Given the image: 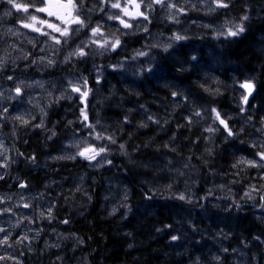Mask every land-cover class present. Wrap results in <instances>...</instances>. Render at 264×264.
I'll use <instances>...</instances> for the list:
<instances>
[{
	"label": "trees",
	"instance_id": "trees-1",
	"mask_svg": "<svg viewBox=\"0 0 264 264\" xmlns=\"http://www.w3.org/2000/svg\"><path fill=\"white\" fill-rule=\"evenodd\" d=\"M206 1L212 5L211 0ZM98 5L105 11L97 8L96 12L108 20L106 11L112 9ZM209 9L199 2L194 8L185 6V12L177 15V23L168 19L170 13L165 12V8L154 5V10L147 11L148 31L136 34L131 29L129 36L116 32L106 21L107 27L102 28L105 36L111 39L115 33L120 37L121 46L116 51H105L92 45L85 49L86 57H73L63 69L70 75L87 78L91 91L84 105L81 106L78 96L54 105L47 117L52 136L41 135V130L30 134L28 129H22L23 126L17 128V161L11 179L17 176L30 189L54 200L57 207L52 214L53 225L82 239L83 248L73 254L77 261L86 260L87 264H194L200 258L198 253L207 254L211 246L209 236L201 227V219L222 225L227 230L226 235L232 237L234 234L230 244L241 245L244 239L250 242L260 231L264 236L261 219L260 222L253 218L255 223H260L259 227L254 226L253 221L252 226H247L249 223L245 220L252 215L255 217L253 208L264 204L261 199L264 170L243 163L235 168L230 166L236 161L235 157L253 159L261 149L249 146L264 142V136H256L254 130L261 126L264 117V0H231L227 9L215 12ZM247 13L249 21H244L246 31L241 36L216 38L218 24L225 23L227 27L239 24ZM86 32L88 29L83 35ZM174 33L187 39L175 42L167 53L159 47H149L168 43ZM137 51H148L151 64L162 71L138 75L140 66H149L146 63L149 57L133 60ZM120 64L123 68L114 70L113 66ZM95 70L101 77L99 83L93 79ZM58 71L52 73L56 75ZM248 79H253L256 87L248 105L243 106L241 94L245 90L239 83ZM172 92L182 95L173 97ZM85 104L87 123L95 125L94 132L84 126L81 107L85 108ZM241 107L246 109L243 113ZM212 108L221 113L234 132L241 128L244 131L227 139L223 130L215 134L206 132L209 126L216 127ZM196 111L201 112V116L193 117L189 123L187 117ZM149 115L160 123L149 121ZM248 116L252 117L250 122L246 120ZM82 129L92 145L107 146V159L111 164L107 163L102 169H90L87 160L78 159L42 168L48 155L61 150L69 133H81ZM96 133L112 137L115 143L107 139L95 140ZM81 170L86 174L82 184L87 193L83 198L79 191L76 192L79 201L74 204L70 199L71 202L66 203L74 211L65 216L60 208L63 198H58L54 189L65 190L66 179H63ZM234 172L239 175L236 181L241 179L242 186H236L234 195L225 196L218 190V184ZM152 175L158 178L154 180ZM47 179L62 184L47 189L44 186ZM108 179L121 183L123 191L118 193L119 203L115 209H109L103 200ZM246 186L261 191L258 202H240L242 188ZM181 194L186 200L177 199ZM82 201L87 207L80 212ZM79 214H83L82 217ZM233 215H237L239 220H235L241 223L228 228L226 220L233 221ZM65 220L69 222L64 223ZM172 235L180 238L172 241ZM256 248L261 250L255 244L246 252L253 253L247 264H257L263 259ZM195 250L198 253L193 262H185L193 259ZM255 256L259 258L255 260Z\"/></svg>",
	"mask_w": 264,
	"mask_h": 264
},
{
	"label": "rangeland",
	"instance_id": "rangeland-1",
	"mask_svg": "<svg viewBox=\"0 0 264 264\" xmlns=\"http://www.w3.org/2000/svg\"><path fill=\"white\" fill-rule=\"evenodd\" d=\"M175 1L176 0H173L174 3ZM181 1L182 0H180L179 3H176L178 8H185L183 6H187L190 4L192 6L196 5L193 0H183L185 4L187 3L188 4L181 6ZM201 1H202L200 3L201 5H205L208 3L206 0H201ZM120 2L122 6L126 4V0H120ZM137 2H139V0H137ZM84 7L86 9L88 8L93 9V11L87 13V15L91 17V21H93L92 26H96L97 23L102 24L103 27L106 26V24L102 22V21H106L105 18L100 17L98 12L95 13L96 9L97 8L99 9L101 7V6L99 7L98 1L88 0V2L85 3ZM127 7L129 11H135L133 5L128 4ZM112 10L111 11L107 10L106 11L107 15H112V14H116L119 12L118 9H112ZM140 10L144 11L145 9L142 6ZM165 11L169 12V10L166 7H165ZM174 11L175 9L172 10V12ZM120 14L123 15L122 13ZM37 15L40 16V18H44L43 14H37ZM95 16L97 17L95 18ZM123 18L132 25L131 28L125 29L121 25H119L118 21L107 20L109 23V27L114 28L116 30L119 28V32L125 33V34H131V31H133L131 29H134V31L139 34L144 30L146 26V20H144L142 17H137L135 19H130L129 17H123ZM29 22L31 21L28 19H23V23H29ZM56 22L59 23V21H56ZM21 23L22 21L19 20L17 21L16 25H14V27H11V28L4 27L0 31V59L5 60V64H4L5 67L9 65H16V67H18L17 68L18 76L22 73H28V72H30L31 75L27 77H22V76L18 77L17 79L11 81L10 82L11 84L7 87H3L2 83H0V92L4 93V97L0 98V106H6L9 108V112L5 114L9 117H12L18 114H23L25 119L30 120L31 124L29 126L23 127L22 129H28L29 133L32 134L34 133V131L41 130L40 128H43L42 126H45L46 124L45 119L47 117L48 112L50 111V109L53 108L54 105L58 104L59 101L65 100L69 97L71 98L75 96L79 97L77 93H74L71 91L68 82L72 81L73 84H76V83L82 84L83 79H81V77L73 76L70 78H65L63 79L64 80L63 81L62 78L68 75V72L63 69L69 62L68 63L63 62L58 67H57V64H58V60L61 59L62 56H64L61 54H65L66 56L69 51H72L75 48L76 44H78L81 40H86L87 36L83 35V32H81L78 36L75 37L74 40L70 42L69 45L63 46V47L61 45L53 46L54 42L50 40L48 37L40 35L36 32L30 31L27 28H23L21 26ZM36 26L40 27L39 24H37ZM73 27H75V25H73ZM216 29L218 28L216 27ZM44 30L51 31L46 28ZM52 34L57 35V36L59 35L58 33H52ZM88 34L90 35V33ZM97 38H100V37H97ZM37 44H39L38 47H35ZM42 48L44 49L43 51H41ZM57 49H59V51H57ZM59 52H61V54ZM41 57H45V59L42 61ZM48 58L55 61L54 65L52 66L47 65ZM24 61H28L29 64L21 65V62H24ZM33 61H35V63H33ZM49 68H53L51 69V71H56L57 69L59 71L54 77H50L51 75L49 73H51V71L49 72L46 71ZM6 71H7V68L4 69V72ZM34 73L36 74L38 73V74L34 75ZM98 77L100 81L101 77H100L99 71L95 70L93 79L96 80ZM0 81H2V77H0ZM21 82L23 83L21 84ZM17 84H21V87L23 88V95L16 99H8L9 96H15V92L13 91V89L15 88ZM83 105L84 103L81 102V106ZM41 109H43V111H41ZM41 120H43V124L39 127H36L35 125H39ZM17 122L18 121L11 119V118L0 121V143H2L3 145V147L0 148V152L4 153L3 156H0V164L5 163V157H7V167H0V176H3V177L6 173H8L9 167L15 156V151H16L15 144L16 143L14 142L13 138L15 139L17 138L15 135L16 126L21 125L19 122L17 124ZM82 132H83V129L81 133L78 131L69 133V135H67V138L61 147V150L59 151L57 150V152L52 154L51 156L48 155V157L44 159L43 165H41L42 168L49 167V166L52 167L51 165L56 162H61V161L74 162L78 160L80 157H77L74 160L67 159V158L58 159V157H62V156L68 157V156L75 155L77 151L83 149L84 147H87L89 144H92V141L89 138V136L83 135ZM46 133L50 134V131L49 132L46 131ZM255 134L256 136L260 138L262 136L261 133H258V132H256ZM77 144H79V148L75 147V145ZM239 150L242 152V154L244 153L243 149H239ZM252 153L253 152L251 151L250 155ZM235 158H237V160L231 163L232 166L233 164H235L237 161L240 160L238 159L240 157H235ZM97 159L99 160V158ZM95 163H96L95 161L92 162V164H95ZM104 164L105 162L103 163V165ZM91 167L95 168L93 166ZM99 167H102V166H99ZM234 174L235 172L228 174L226 177L227 179H224V181H226L229 184L228 186L224 185L226 184V183H223L224 181L218 184V187H219L218 190L224 192L223 193L224 195L233 194L234 192L233 190L236 188V186L241 185V179L238 182L236 181V178L239 177V175L235 174V178H233L232 175ZM85 176L86 174L82 170L79 171L78 173L77 172L71 173V175L69 176L67 175L63 179V180L66 179L64 182L66 183V186H67L65 190L58 189V187L54 189L55 193L57 194V197L59 198L61 196L63 198L60 208L64 210L63 214L65 216L66 215L70 216L74 211L73 207L68 206L66 203L70 201V199L72 202H74V204L75 202L79 201V199L76 197V192L79 191L82 197L86 195L87 192H85V190L83 189V184H82V182L85 180ZM67 177L69 179L68 181H67ZM153 178L155 180L158 177L153 176ZM49 180L50 179H47V181L44 184V186L47 189L48 187L52 188L53 185L58 186L62 184L59 182L51 183L49 182ZM222 180L223 178H220V181ZM120 185L121 183H119L116 180L113 181L111 179H108L107 181H105L106 192L104 193L105 195L103 197V200L107 202V206L109 209H113V208L115 209V207H117L119 203V199L117 197L118 193L119 191L123 193ZM22 189L14 193L12 191L0 190V199H3L4 201L3 203H0V212H3V209H6V208L11 210L10 212H3V214H0V227L7 229L8 232L10 233L8 245H11L10 247L8 245L0 246V256L7 257L11 255L16 258V260H11V259L0 260V264H17V262L18 264H23L21 256L25 255L23 253L24 250H28L27 253H31L34 251L33 254L35 255H33L32 258H35V257L36 258L33 260L30 258L29 260L30 264H41L40 263L41 260L48 262V264H55L58 258L53 257L55 259L50 258L46 260V258L43 259V257L49 254L51 250L58 249L61 246L62 247L64 246V248L67 249L66 253L64 254L65 264L66 263L67 264H87L86 260L80 261V262L77 261V258H75L73 255L77 251L76 249L78 247V244H77L78 239L76 237H70L71 235H68V236L59 235V236H56L54 240L51 239L50 241L44 244L39 243L38 241L39 235L37 233V230L34 229V225H35L37 218L45 217V216L42 217L40 215L41 212H43L45 215H48V209L51 208L52 210L53 207L51 206V200L46 199V196L44 197L43 193L40 195H35V194L28 195ZM249 191L250 189L246 190V192H249ZM245 193L241 195L242 200L247 197L245 196ZM252 197L253 199L259 198L258 195L253 192H252ZM24 203H28L31 206L29 208H24L22 206ZM80 203L81 205L79 207V211L83 212L84 208L87 206H85L83 201ZM69 211H71L72 213ZM258 211H259V217L257 216L255 217L257 218V220L261 219L264 225V214H263L264 210L262 211V209H259ZM82 215L83 214H79L78 216L82 217ZM235 216L237 215L231 216V218H233L232 219L233 221L227 222L226 220V226L228 228L229 226L234 227L241 223L235 220L237 219ZM247 218L248 219H245L249 223L247 226H250V225L252 226V221L254 217H247ZM207 224L209 225V227L207 226ZM211 224H212V221L201 219V225H202L201 227L204 228L203 232L206 234V236H209L210 243L215 242V244H217L218 246L216 245L214 247H210L209 248L210 253L208 252V254H206L208 258L207 259L198 258V260H196L197 262H195L194 264H202V263L203 264H247L248 262H250L249 257H251L253 253L246 254L244 252H247L250 249L248 247L251 244H253L252 242L253 240L251 242H248L247 239H244L241 245H239L237 242L230 244L228 242V239H226L225 237H223V239L219 238L220 235L226 236V233H225L226 228L225 230H223L220 228V226L222 225L218 224L215 230L213 229L214 224H212V226ZM215 224L217 225V223ZM259 224L260 223L254 222V226L256 227H259ZM34 233L36 235L32 236V234ZM0 236H3V233H0ZM25 236L27 237L26 240H24L22 243H16L18 239H20L21 237H25ZM227 237H231V235H227ZM233 237H234V234H232V238ZM247 243L248 245L246 246V248L243 249V247L241 246H244ZM32 244H34L35 246L37 245L38 248L35 249V246L32 247ZM261 246L264 248V245H261ZM224 248H226L227 251H224L225 250ZM234 248H237V249H234ZM256 250H257V253L262 252V249L259 250L258 248H256ZM234 251H236L237 255L236 253L234 254ZM203 254L204 253L202 252L201 255ZM234 255H235V258H234ZM39 256H41V259L39 258ZM240 256L242 258H239ZM216 257H219L220 259L217 260ZM258 258H259L258 256H255L254 259L257 260ZM71 259L73 260L70 261ZM68 261H70V263ZM186 261L188 263L193 262V260L191 259H189V261L185 260V262ZM257 264H264V258L262 260H259Z\"/></svg>",
	"mask_w": 264,
	"mask_h": 264
},
{
	"label": "snow or ice",
	"instance_id": "snow-or-ice-1",
	"mask_svg": "<svg viewBox=\"0 0 264 264\" xmlns=\"http://www.w3.org/2000/svg\"><path fill=\"white\" fill-rule=\"evenodd\" d=\"M231 0H211V4L214 5V7L210 6V11L215 12L218 9H227L230 6ZM6 3L11 5L13 9H15L17 12H23L27 13L28 16L19 18L21 20L28 19L31 22L29 23H21V26L23 28H27L30 31L36 32L40 35L48 37L50 40L54 42L53 46L55 45H61L67 46L70 44L72 40L75 39L76 36H78L81 32H84L85 29H88V32L85 33L87 36L86 40H81L78 44H76L75 48L72 51H69L68 54L64 58V62L68 63L71 61L73 57L76 58H84L88 55V52L85 51L86 48H89L92 45H95L97 49H104L105 51H116L117 48L121 46V40L119 36H116L115 33L112 34L113 38H108L105 36L104 32L102 31L103 25L97 23L96 26H92L91 17L87 15V13L93 11L92 8L86 9L84 7L86 0H79L77 3V0H28L27 3H18L17 0H6ZM98 3L102 5H107L111 9H118L119 12L116 14L108 15V20H115L118 21L119 25H121L123 28H131L132 25L126 21L123 17H129L130 19H135L137 17H142L144 20H149V16L146 14L148 10H154V5H160L162 8H167L169 10V17L168 19L179 22L177 19L178 14H183L185 10L183 8H178L176 3L173 2V0H126V4L122 6L120 0H98ZM131 4L133 5L135 11H129L127 5ZM145 9L144 11H141V7ZM175 9V13L172 12V10ZM31 10V11H30ZM100 12H104L105 8L100 7ZM122 13L123 15H121ZM37 14H44V18H40ZM5 15H11V11L5 13ZM53 18V19H49ZM249 19L248 15H244L241 17V22L239 24H233L231 27L224 26L221 28V30L217 33L216 38L224 37L225 39L228 38H236L241 36L245 31L246 28L244 26V21H247ZM56 21H59L57 23ZM39 24L40 27H37L36 25ZM75 25V27H73ZM208 27V25H206ZM49 29L51 31H45L44 29ZM145 31H148L147 27L144 28ZM11 31V30H10ZM119 31V28L117 29ZM52 33H58L59 35H53ZM90 33V35L88 34ZM124 33H122L123 35ZM97 37H100L101 39H97ZM187 39V37L180 35L178 33H174L172 37L169 38V42L166 44H152L149 47L150 48H156L159 47L162 49L163 52L167 53L169 52V49L173 48V45L175 42H180ZM31 42V41H30ZM44 49L42 48L41 51ZM59 51V49H57ZM103 54L102 52L100 53ZM140 57H149V60L146 62L148 63V67H139L138 75L143 76L144 74H152L154 71L159 72L162 71V69L155 68L151 64L152 57L149 56L148 51H137L136 55L132 58L133 60H137ZM27 58V57H25ZM45 57H41V60L43 61ZM193 60L196 59L195 56L192 57ZM35 63V61H33ZM55 61L48 58L47 59V65L52 66L54 65ZM5 64V60L0 59V70H3ZM114 70H117L118 68H123V64L113 66ZM8 80H13L14 78L12 76L7 77ZM99 77L97 78V83H99ZM23 82H21L22 84ZM69 87L72 92L77 93L79 95V99L82 103L86 102V98L90 94L91 89L88 88V81L87 78L83 79L82 84L76 83L73 84L72 81H69ZM21 84H17L13 91L15 92V96H9L8 99H16L18 97H21L23 95V88L21 87ZM42 87V85H41ZM239 87L244 89L245 92L241 94V105L246 106L249 103V98L253 95V92L255 91V83L253 79L245 80L241 83H239ZM207 91V89H206ZM178 95H182L181 93L172 92V96L176 97ZM4 97V93L0 92V98ZM71 98V97H69ZM86 104L85 108L81 109V115L83 117L84 126L87 128H90L95 131V125H92L90 123H87L88 121V115L86 112ZM245 107H241L240 111L243 113L245 111ZM43 111V109H41ZM9 112V108L6 106H0V121L7 120L9 118L14 119L18 121L21 125L27 126L30 123V120L25 119L23 114H18L12 117H9L5 114ZM211 112L214 113L213 117V123L216 124V127L209 126L205 129L206 132L215 134L216 132H219L223 130L227 133L225 139L228 137H235L238 136L241 132L244 131L243 128H241L238 132H234L232 128L229 126V123L227 120L221 117V113L217 111L215 108L211 109ZM46 115V113H45ZM201 116V112L196 111L192 114V116L187 117L189 120V123H191L193 117ZM34 119V117H33ZM147 119L153 123L159 124L160 121L154 120L152 116H148ZM247 121H251L252 117L248 116L246 118ZM218 122V123H217ZM43 124V120L40 121L39 125H35L36 127H39ZM146 126V125H141ZM256 132L261 133L262 136H264V117L261 118V126L255 129ZM54 135V133H53ZM89 135L91 136L92 133L90 132ZM95 140H104L107 139L111 143H115V140L112 137H105L101 135L100 133H96L93 137ZM241 143H244L241 141ZM253 148H260V151H257L254 154V158L251 160H246L244 158H241L239 161H237L236 164L233 165V167H237L239 164L243 163L246 164L248 167L251 168H257L260 170H264V142L260 143H253L250 145ZM3 145L0 143V148H2ZM75 147L79 148V144L75 145ZM120 147L123 149L124 145H120ZM107 152L108 148L106 145L102 146H95L92 144H89L87 147H84L83 149L77 151L75 155L68 156V157H58V159H76L77 157H80L84 160L89 161L90 165L93 167L96 166H103L104 162H107L108 164H111L112 161L107 159ZM4 153L0 152V156H3ZM100 157L98 160L97 158ZM35 159L34 157L32 158ZM95 161V164H92V162ZM0 167H7V157H5V163L0 164ZM262 179H264V176H261ZM0 179H3V176H0ZM20 187H26L25 184H20ZM261 188H264V185H261ZM259 189L253 187L249 192L245 193V196H247L249 199H252V192H258ZM148 199H151V196L147 197ZM179 200H186L185 195L181 194L177 197ZM261 199L264 200V195L261 196ZM3 199H0V203H3ZM188 202L190 203L191 200L189 199ZM24 208H29L31 205L28 203H24L22 205ZM261 207H264V204L261 205ZM10 209H3V212H10ZM3 212H0V214H3ZM42 217L45 215L43 212L40 214ZM48 216L51 217V208L48 209ZM69 221L65 220L64 223H68ZM18 226V225H17ZM166 227H170L166 226ZM159 231V230H158ZM0 233H3V236H0V246L8 245V240L10 237V233L7 229L0 227ZM180 237L176 235L171 236L172 241L178 240ZM27 237H21L16 241V243H22L24 240H26ZM258 239V238H257ZM9 247L11 245H8ZM224 251H227L225 249ZM5 259H11L16 260L15 257L9 255L7 257L0 256V260ZM217 260H219V257H216ZM18 264V262H17Z\"/></svg>",
	"mask_w": 264,
	"mask_h": 264
},
{
	"label": "bare ground",
	"instance_id": "bare-ground-1",
	"mask_svg": "<svg viewBox=\"0 0 264 264\" xmlns=\"http://www.w3.org/2000/svg\"><path fill=\"white\" fill-rule=\"evenodd\" d=\"M236 14H239L238 12H236ZM247 15H249L248 13H247ZM208 16V15H207ZM212 16V15H211ZM103 17V16H102ZM251 19V18H250ZM249 21V20H248ZM224 22H226V21H224ZM230 23H231V21H230ZM229 25V24H228ZM201 42V41H200ZM194 48V47H193ZM201 49V48H200ZM91 55V54H90ZM190 56V55H189ZM116 73V72H115ZM120 82V81H119ZM171 109V108H170ZM208 127V126H207ZM250 129V128H249ZM253 129V128H252ZM256 132V131H255ZM211 136V135H210ZM218 144V143H217ZM118 155V154H117ZM243 158V157H242ZM238 159H241V158H238ZM237 160V159H236ZM247 160V159H246ZM137 164V163H136ZM174 165V164H173ZM231 166V168H232V165H230ZM248 168V167H247ZM52 169V168H51ZM44 171V170H43ZM199 174V173H198ZM19 175V174H18ZM186 175V174H185ZM189 175V174H188ZM184 176V175H183ZM252 177H254V176H252ZM199 178H201V177H199ZM259 180V179H258ZM200 181V180H199ZM229 181V180H228ZM202 182V181H201ZM224 183V182H223ZM249 183H251V182H249ZM224 185H226V186H228L229 184L228 183H226V184H224ZM231 185V184H230ZM253 185V184H252ZM251 185V186H252ZM149 186V185H148ZM234 186V185H233ZM257 186H259V185H257ZM243 189V188H242ZM188 192V191H187ZM240 195V194H239ZM46 196V195H45ZM226 196V195H225ZM61 197V196H60ZM230 199V198H229ZM251 199H249L248 197H246L245 199H243V200H241L240 202L242 203H244V202H248V201H250ZM98 201V200H97ZM232 201H233V199H232ZM6 203V202H5ZM207 203V202H206ZM211 204V203H210ZM59 206V205H58ZM165 206V205H164ZM214 207V206H213ZM70 210V209H69ZM73 211V210H72ZM178 212V211H177ZM61 214V213H60ZM75 214V213H74ZM263 214H264V212H263ZM200 215V214H199ZM252 215V214H251ZM181 217V216H180ZM252 217H253V215H252ZM208 218V217H207ZM254 218H256V217H254ZM209 219V218H208ZM56 220V219H55ZM258 221V220H257ZM203 222V221H202ZM205 222V221H204ZM260 222H261V220H260ZM240 223V222H239ZM166 226V225H165ZM207 226L209 227V225L207 224ZM211 226H212V224H211ZM217 226H218V224L216 225V224H214L213 225V229H215V228H217ZM219 228V227H218ZM220 228L221 229H223V230H225V228L223 227V226H220ZM211 229H212V227H211ZM210 229V230H211ZM257 229V228H256ZM216 230V229H215ZM212 231V230H211ZM226 231V230H225ZM261 232V231H260ZM223 235H224V233H223ZM256 235V234H255ZM214 237V236H213ZM217 237H219V236H217ZM223 237H225L226 239H228V242H230V240L232 239V237H227V235L226 236H222V235H220V239H223ZM238 238L239 237H237V236H235V239L236 240H238ZM252 238V237H251ZM254 238H258V239H263L264 238V236L262 235V234H257L256 236H254L253 237V239ZM54 240V239H53ZM77 242V241H76ZM194 242V241H193ZM251 242V241H250ZM253 242V241H252ZM224 243V242H223ZM72 244H73V242H72ZM248 244V243H247ZM253 244H255V242H253ZM206 245V244H205ZM205 245H204V247H205ZM209 245V244H208ZM210 247H214V246H216L217 244H215V242H212V243H210ZM250 245V244H249ZM195 246V245H194ZM199 247H200V245H198ZM197 246V247H198ZM202 246V245H201ZM218 246V245H217ZM217 248V247H216ZM234 249H237V248H234ZM54 250V249H53ZM197 250V249H196ZM196 250L194 251V253H193V259L192 260H194V257L195 256H197V254L196 253H198V252H196ZM219 250V249H218ZM197 251H199V250H197ZM238 251V250H237ZM174 252V251H173ZM204 252V251H203ZM209 252V251H208ZM241 252V251H240ZM49 253V252H48ZM210 253V252H209ZM236 253V251H234V254ZM199 254V253H198ZM208 254V253H207ZM260 254H261V252H260ZM200 255V258H204L205 256L204 255H206V253H204L203 255H201V254H199ZM236 255H237V253H236ZM38 256V255H37ZM207 256V255H206ZM242 256V255H241ZM239 257V258H242V257ZM36 258V257H35ZM234 258H235V255H234ZM178 259V258H177ZM251 260V259H250ZM196 261V260H195ZM228 261V260H227ZM199 262V261H198ZM204 262V261H203ZM69 263H70V261H69ZM30 264V263H29ZM67 264V263H66ZM203 264V263H202Z\"/></svg>",
	"mask_w": 264,
	"mask_h": 264
},
{
	"label": "flooded vegetation",
	"instance_id": "flooded-vegetation-1",
	"mask_svg": "<svg viewBox=\"0 0 264 264\" xmlns=\"http://www.w3.org/2000/svg\"><path fill=\"white\" fill-rule=\"evenodd\" d=\"M8 11V10H7ZM7 11L4 10V14L7 13Z\"/></svg>",
	"mask_w": 264,
	"mask_h": 264
}]
</instances>
